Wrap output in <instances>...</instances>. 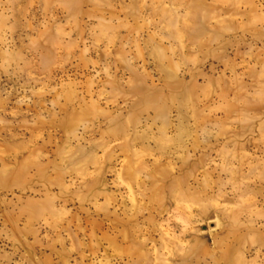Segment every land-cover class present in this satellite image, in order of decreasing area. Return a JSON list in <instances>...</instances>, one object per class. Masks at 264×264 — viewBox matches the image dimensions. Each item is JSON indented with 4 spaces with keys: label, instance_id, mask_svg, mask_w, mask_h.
Wrapping results in <instances>:
<instances>
[{
    "label": "rangeland",
    "instance_id": "rangeland-1",
    "mask_svg": "<svg viewBox=\"0 0 264 264\" xmlns=\"http://www.w3.org/2000/svg\"><path fill=\"white\" fill-rule=\"evenodd\" d=\"M0 264H264V0H0Z\"/></svg>",
    "mask_w": 264,
    "mask_h": 264
}]
</instances>
